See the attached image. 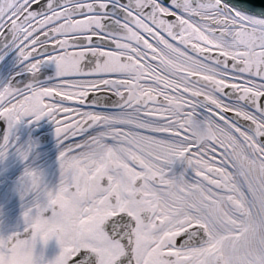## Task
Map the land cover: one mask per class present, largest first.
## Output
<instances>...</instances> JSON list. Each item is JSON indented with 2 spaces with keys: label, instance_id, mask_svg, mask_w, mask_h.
Segmentation results:
<instances>
[{
  "label": "snow or ice",
  "instance_id": "6c2138e0",
  "mask_svg": "<svg viewBox=\"0 0 264 264\" xmlns=\"http://www.w3.org/2000/svg\"><path fill=\"white\" fill-rule=\"evenodd\" d=\"M242 2L0 0V160L24 162L0 264H264V0ZM42 119L54 187L13 137Z\"/></svg>",
  "mask_w": 264,
  "mask_h": 264
},
{
  "label": "bare ground",
  "instance_id": "6f19581e",
  "mask_svg": "<svg viewBox=\"0 0 264 264\" xmlns=\"http://www.w3.org/2000/svg\"><path fill=\"white\" fill-rule=\"evenodd\" d=\"M13 137L19 146L29 149L28 163L43 169L49 186L54 187L59 179L54 126L44 119L32 125L21 124L14 130ZM172 167L179 172L182 164L177 162ZM23 168L24 162L18 158L15 149L10 150L6 159L0 160V232H9L23 223L24 201L21 200L18 183ZM37 245L47 247L37 248V252L43 249L46 259L54 258L59 251L55 237L46 244Z\"/></svg>",
  "mask_w": 264,
  "mask_h": 264
},
{
  "label": "water",
  "instance_id": "95a60500",
  "mask_svg": "<svg viewBox=\"0 0 264 264\" xmlns=\"http://www.w3.org/2000/svg\"><path fill=\"white\" fill-rule=\"evenodd\" d=\"M230 3H232V5L234 6H240L241 9L247 10V11H258V9H251L247 6H245L242 2V0H229ZM3 135V131L0 130V136Z\"/></svg>",
  "mask_w": 264,
  "mask_h": 264
}]
</instances>
